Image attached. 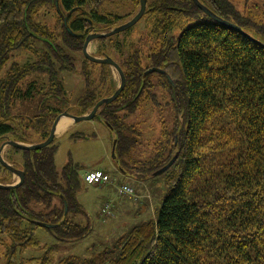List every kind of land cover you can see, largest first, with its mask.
Masks as SVG:
<instances>
[{
	"label": "trees",
	"instance_id": "trees-1",
	"mask_svg": "<svg viewBox=\"0 0 264 264\" xmlns=\"http://www.w3.org/2000/svg\"><path fill=\"white\" fill-rule=\"evenodd\" d=\"M124 1L139 4L58 0L57 10L55 0H0V144L5 137L24 142L37 135L43 140L56 114L88 112L98 100L90 82L104 96L115 91L107 82L108 65L85 63L81 69L88 88L69 103L61 73L73 70L88 33L106 32L116 19L127 21L129 13L121 16L107 8ZM200 1L264 43L263 21L241 13L229 0ZM50 9L59 29L37 19ZM66 13L71 32L63 23ZM142 17L153 44L148 60L124 40L109 42L120 54L125 85L96 115L113 135L121 158L137 143V131L126 120L142 98L149 97L156 107H172L176 118L168 132L166 127L161 131L156 156L145 161L146 169L155 172L175 157L161 172L169 188L154 219L131 226L92 256H66L57 264H264V48L215 22L193 0H147ZM179 23L184 26L174 35ZM106 38L98 39L99 57L110 56ZM19 53L21 62L14 60ZM153 67L158 70L147 72ZM91 69L97 72L95 81ZM41 73V80L32 76ZM152 75L160 82H152ZM35 94L32 117L11 113L16 99ZM56 148L54 142L36 150L13 147L4 157L25 173L20 186L0 188L4 264H18L17 253L40 246L34 236L40 223L55 224L52 229L63 240L81 239L89 230L69 218L83 211L76 199L79 167L68 162L58 171ZM10 178L0 162V183ZM49 261L47 255L41 258L42 264Z\"/></svg>",
	"mask_w": 264,
	"mask_h": 264
},
{
	"label": "rangeland",
	"instance_id": "rangeland-1",
	"mask_svg": "<svg viewBox=\"0 0 264 264\" xmlns=\"http://www.w3.org/2000/svg\"><path fill=\"white\" fill-rule=\"evenodd\" d=\"M229 1L241 13L254 18V20L264 22V0ZM138 5L136 6L131 2L124 1L117 5L108 4L107 8L113 13H119L118 15L121 16L129 13V19L138 11ZM37 19L48 22V24H52V27L59 29V26L55 25L57 15L53 9L48 10L47 13L40 12ZM125 21L126 18L116 19L111 22V25L115 27ZM183 26V23H179L172 33L178 35ZM147 27L146 17H141L128 30L126 29V31L123 30L110 35L105 39L107 45L106 51L115 61H119L120 54L109 47V42L119 41L118 39L124 40L127 48H140L143 60L146 62L150 47L153 45L151 44L152 39L146 33ZM98 39L91 40L87 45V52L91 55H100L97 52L98 45L100 44ZM20 55L19 53L14 56V60L16 59L21 62L22 56ZM85 59L87 58L84 57L82 51H78L73 70L71 72L65 71L61 73L65 81L64 85L69 103H73L75 100L78 101L88 88L85 87V77L81 67L85 63L95 64L97 62L88 59L86 62ZM108 66L107 82L110 86L115 85L114 88H116L120 82L119 75L115 68L110 65ZM98 72L101 73L102 71L100 70ZM89 73L90 78L95 81L97 72L91 69ZM32 76H37L39 80L45 78L43 73L39 75L33 74ZM151 80L156 84L160 82L159 77L155 75L151 76ZM91 89L95 90L94 97L96 96L98 100L107 97L104 96L106 94L104 91L99 92L97 84L92 83ZM37 99V94L27 100L16 99L10 111L13 114L20 113L22 116L24 114L34 115L37 109ZM67 112L72 113L71 111ZM59 114H62V112L53 117L49 125L48 135L56 116ZM174 118H176V113L172 107L171 109L169 106L164 107V105L156 107L149 97H143L140 107L126 120L132 123L133 127H135L133 129L137 131L133 136V139L137 143L132 149L130 148L129 150L127 149L128 151L125 150L122 152L121 154L123 156L120 158L118 150L116 151L115 149L113 135L102 124L100 115L95 114L92 119L82 121H73L68 116H62L59 121L67 119V124L63 129L58 130L56 128L59 121L57 122L53 138L54 141L52 140L51 142L57 145L54 156L55 165L58 171L68 162L78 165L80 179L76 189V199L81 204L83 211L76 214L70 213L69 218L88 226L89 230L81 239L63 240L54 232V229L37 225L34 236L39 241L40 246L26 248L17 253L16 262L18 264H42L41 258L47 255L50 259L48 264H57L58 260L66 256H92L98 249L104 246H112L116 238L124 235L131 226L148 219H154L156 210L160 208L162 198L169 186L165 182L166 176L163 173L156 174V172L146 169L148 163H145V161L147 162L156 156V150L161 145V143H157L160 140L161 131L165 127L167 128V126L170 128ZM68 120L71 123L73 122L70 127L68 126L70 123ZM168 128L165 132H168ZM78 134L84 135L85 137H78ZM32 138L33 141L27 140L22 143L34 144L38 143V140L42 142L46 139L41 140L37 135H33ZM9 147L13 148L12 146L5 145L2 149L1 153L3 157L11 151ZM8 163L11 162L8 161ZM16 167L19 168L18 166ZM96 169L108 174L110 180L92 183L85 182L83 178L84 171ZM9 173L11 174V178L7 183L12 184L16 182L18 177L11 172ZM123 184L131 186L134 194L127 195L121 193L119 188ZM44 219H47V217H44ZM5 249V246H0V264L5 263ZM33 257L39 258V261L30 262L28 260Z\"/></svg>",
	"mask_w": 264,
	"mask_h": 264
},
{
	"label": "water",
	"instance_id": "water-1",
	"mask_svg": "<svg viewBox=\"0 0 264 264\" xmlns=\"http://www.w3.org/2000/svg\"><path fill=\"white\" fill-rule=\"evenodd\" d=\"M193 1L201 10H203V12H205L208 16H210L215 22L223 24V25H225L231 29H234L238 32L243 33L245 36L251 38L253 41H255L256 43H258L259 45H261L264 48L263 42L252 37L249 33H247L245 30H243V28H241L236 23L229 21V20H226L225 18L217 15L211 9H209L207 6H205L200 0H193ZM146 3H147V0H139L138 11L131 18H129L127 21H125V22H123V23H121L115 27H112L110 30H108L106 32L92 31V32L88 33L86 35L84 43L82 45V53H83L85 58H87L90 61L97 62L100 64H107V65H110L113 68H115V70L117 71L119 78H120V82H119L118 86L116 87L115 91L110 96L103 97V98H100L99 100H97L96 103L94 104V106L90 109V111L85 113V114L74 115V114H70L68 112H63L62 114H59L58 116H56V118L52 124L51 130L49 131L48 137L42 142H38V143H34V144H26V143H22L19 141L8 139V138L6 140H4L0 144V162L9 172L16 175L18 177V179L16 180V182H14L12 184L11 183L10 184L9 183H0V188L8 189V188L18 187L23 183L24 176H25V173L22 169L17 168V167H15V166H13V165H11L5 161V159L1 153L2 149L4 148L5 145L6 146H12L15 148H19L22 150H36V149H40L42 147H45L52 142V140L54 138L55 128H56L57 122L60 120V118L62 116H68V117L72 118L73 121L90 120L95 116L96 112L98 111V109L101 106H103L104 104L111 103L112 101H114L118 97V95L120 94L121 90L123 89V87L125 85V75H124L123 69L121 68V66L119 65V63L117 61H115L112 57H110L108 55H105L104 57L91 55L90 53L87 52V45L93 39L108 37L114 33H118L120 31H123V30L130 28V26H132L134 23H136L143 16L145 9H146ZM55 4H56V8L58 10V0H55ZM68 15H69V13H66L65 15H63V23H64V25H66L67 30L69 32H71L69 27L67 26ZM156 70H158V68L153 67V68L149 69L147 72L156 71ZM174 159H175V157L171 158V160H169V162H167V164H165L164 166L159 168L157 171H155L156 174L161 173L165 169H167V167L172 163V161ZM65 208L67 210V207H65ZM39 225L44 226V227H48V228L55 227V224H51V223H40Z\"/></svg>",
	"mask_w": 264,
	"mask_h": 264
},
{
	"label": "built area",
	"instance_id": "built-area-1",
	"mask_svg": "<svg viewBox=\"0 0 264 264\" xmlns=\"http://www.w3.org/2000/svg\"><path fill=\"white\" fill-rule=\"evenodd\" d=\"M83 178L84 181L86 182H98V181H108L110 180V176L106 173H103L99 170H90V171H85L83 173ZM119 191L121 193L127 194V195H132L134 194V191L131 186L123 184L119 188Z\"/></svg>",
	"mask_w": 264,
	"mask_h": 264
},
{
	"label": "flooded vegetation",
	"instance_id": "flooded-vegetation-1",
	"mask_svg": "<svg viewBox=\"0 0 264 264\" xmlns=\"http://www.w3.org/2000/svg\"><path fill=\"white\" fill-rule=\"evenodd\" d=\"M98 64H100V63H98ZM64 84H65V81H64ZM84 84H85V87H87L86 83H84ZM91 85H92V83L90 82L89 85H88V87H91ZM95 103H96V102H95ZM68 110H69V109H68ZM69 111H70V110H69ZM89 111H90V110H89ZM63 112H67V111L64 110V111H62V113H63ZM71 112H72V111H71ZM60 113H61V112H60ZM12 114H13V113H12ZM71 114L79 115V114H75V113H71ZM17 115H19L20 117H32V116H33V115H25V114H24V116H22V114H20V113H17ZM72 123H73V122H72ZM73 126H74V125H73ZM73 126H72V127H73ZM69 127H70V126H69ZM72 127H71V128H72ZM6 139H7L6 137H5V139L2 138L3 141L6 140Z\"/></svg>",
	"mask_w": 264,
	"mask_h": 264
},
{
	"label": "bare ground",
	"instance_id": "bare-ground-1",
	"mask_svg": "<svg viewBox=\"0 0 264 264\" xmlns=\"http://www.w3.org/2000/svg\"><path fill=\"white\" fill-rule=\"evenodd\" d=\"M67 124V119L65 120H62V121H59V124L57 125V128L56 129H63Z\"/></svg>",
	"mask_w": 264,
	"mask_h": 264
},
{
	"label": "crops",
	"instance_id": "crops-1",
	"mask_svg": "<svg viewBox=\"0 0 264 264\" xmlns=\"http://www.w3.org/2000/svg\"><path fill=\"white\" fill-rule=\"evenodd\" d=\"M69 121V120H68ZM70 122V121H69ZM59 124V123H58ZM72 123L70 122L69 124H68V126H70Z\"/></svg>",
	"mask_w": 264,
	"mask_h": 264
}]
</instances>
